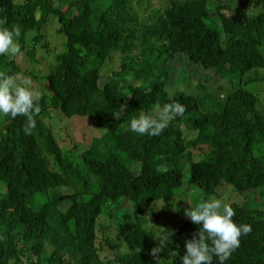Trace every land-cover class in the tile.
I'll use <instances>...</instances> for the list:
<instances>
[{
  "label": "trees",
  "instance_id": "trees-1",
  "mask_svg": "<svg viewBox=\"0 0 264 264\" xmlns=\"http://www.w3.org/2000/svg\"><path fill=\"white\" fill-rule=\"evenodd\" d=\"M152 1L0 0L21 48L0 56V71L42 93L30 135L24 117L0 115V264H156L164 230L157 264H180L198 229L184 184L193 206L215 196L251 225L226 264H264V107L251 88L264 84V0ZM53 26L65 47L40 69ZM176 56L185 113L159 136L132 132L134 116L172 102ZM53 112L67 121L57 132Z\"/></svg>",
  "mask_w": 264,
  "mask_h": 264
},
{
  "label": "clouds",
  "instance_id": "clouds-1",
  "mask_svg": "<svg viewBox=\"0 0 264 264\" xmlns=\"http://www.w3.org/2000/svg\"><path fill=\"white\" fill-rule=\"evenodd\" d=\"M7 19L0 17V56L19 53L21 51L18 37L19 27L9 28ZM42 93L35 87L30 77L8 74L0 71V115L15 119L24 117V133L30 135L37 126L36 116L41 108L39 101ZM174 91H169L172 102L165 103L156 110L155 114L141 112L130 121L132 132L140 135L159 136L169 126L170 122L182 116L186 106L173 99ZM127 105H124L126 108ZM164 203L162 204L163 207ZM185 215L198 226L190 239L184 241L185 252L180 257V264H226L241 243V236L252 231L249 224H238L233 217L236 215L234 207L223 200L212 196L204 201L190 206ZM172 232L164 230L155 239L158 241L150 254L160 260L159 254L167 250ZM178 256L177 251H171Z\"/></svg>",
  "mask_w": 264,
  "mask_h": 264
},
{
  "label": "rangeland",
  "instance_id": "rangeland-1",
  "mask_svg": "<svg viewBox=\"0 0 264 264\" xmlns=\"http://www.w3.org/2000/svg\"><path fill=\"white\" fill-rule=\"evenodd\" d=\"M61 1L64 2L65 0H61ZM153 2H154V0L152 1L151 6H152ZM146 12L147 11H145V13ZM223 12H225L229 17L234 15L233 12H230L227 10H223ZM140 13H142V12H140ZM54 20L55 19H50L47 25L54 23ZM146 23L149 24L151 22L146 21ZM43 35H45L46 37L45 38L43 37L42 38L43 42L38 45L37 49L39 50V53L37 55V60H36L37 62L35 64V67H38L40 69H45L48 65H53L56 53H60L62 50H64V47H65V43H64L63 38L60 35H58L57 33H55V26H53L50 30L46 29V31ZM42 45L45 48H41ZM49 45L52 46L53 48L50 49ZM45 50H48L49 53L46 57L45 56L43 57ZM137 51H138V48L137 49L134 48L133 52L135 53ZM181 61H182L181 56L180 57L176 56L174 60L169 62V66H171V70H170L171 78H170V80H168V83H167V87H168L169 91L170 90L173 91L175 89V87L179 85V80L181 79L180 78V76H181L180 72H182V62ZM29 67L31 69H33V67H31V65H29V63H28L25 66V68L27 70H29ZM192 69L193 68H191L189 70L192 71ZM187 71H188V68H187ZM34 72L38 73V77L42 73L40 70H35ZM262 73L264 74V72H262ZM43 76H44V74H43ZM251 88H252L253 92L258 96V98L260 100L259 101V108L262 109L264 107V84H261V85L254 84V85H252ZM46 120L54 128V130H56L55 132H57V130H59V127L61 125H64L67 122L65 119L62 118V116L60 115L59 112H53L52 116ZM74 132H75V130H74ZM190 137H192V135H190ZM192 156H193V159H195L197 157L196 150L192 151ZM187 166H188V162L186 161V159H183L182 163H181V170L183 173L186 172ZM184 180L187 182V176L184 177ZM183 191L185 194L183 195L184 202H183L182 207L186 209L192 205L191 194L194 192L191 191L188 184L183 185ZM234 197H236V196H234ZM162 208L163 207H160V208L158 207L157 210L161 211V210H163ZM123 211H124L123 209L120 210L117 213V217H120V215L123 214Z\"/></svg>",
  "mask_w": 264,
  "mask_h": 264
}]
</instances>
